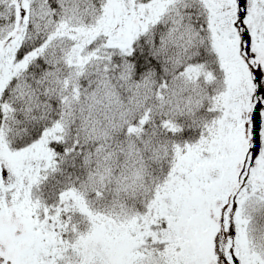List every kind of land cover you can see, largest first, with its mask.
<instances>
[{"label": "snow or ice", "instance_id": "obj_1", "mask_svg": "<svg viewBox=\"0 0 264 264\" xmlns=\"http://www.w3.org/2000/svg\"><path fill=\"white\" fill-rule=\"evenodd\" d=\"M0 264H264V0H0Z\"/></svg>", "mask_w": 264, "mask_h": 264}]
</instances>
